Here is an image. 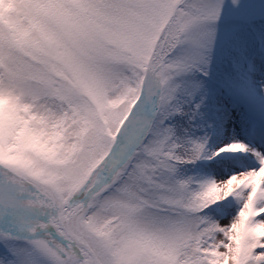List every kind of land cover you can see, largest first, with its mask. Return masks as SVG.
Masks as SVG:
<instances>
[{"label":"snow or ice","instance_id":"snow-or-ice-1","mask_svg":"<svg viewBox=\"0 0 264 264\" xmlns=\"http://www.w3.org/2000/svg\"><path fill=\"white\" fill-rule=\"evenodd\" d=\"M0 264H264V0H0Z\"/></svg>","mask_w":264,"mask_h":264}]
</instances>
